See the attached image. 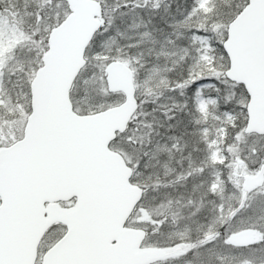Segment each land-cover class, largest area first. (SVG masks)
I'll return each mask as SVG.
<instances>
[{"label":"snow or ice","instance_id":"6c2138e0","mask_svg":"<svg viewBox=\"0 0 264 264\" xmlns=\"http://www.w3.org/2000/svg\"><path fill=\"white\" fill-rule=\"evenodd\" d=\"M264 0H0V264H264Z\"/></svg>","mask_w":264,"mask_h":264},{"label":"water","instance_id":"95a60500","mask_svg":"<svg viewBox=\"0 0 264 264\" xmlns=\"http://www.w3.org/2000/svg\"><path fill=\"white\" fill-rule=\"evenodd\" d=\"M261 123H264V120H261Z\"/></svg>","mask_w":264,"mask_h":264}]
</instances>
